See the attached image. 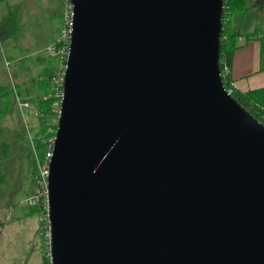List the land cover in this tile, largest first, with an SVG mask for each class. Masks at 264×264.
<instances>
[{"label": "water", "instance_id": "obj_1", "mask_svg": "<svg viewBox=\"0 0 264 264\" xmlns=\"http://www.w3.org/2000/svg\"><path fill=\"white\" fill-rule=\"evenodd\" d=\"M53 264H264V124L226 88L224 0H69Z\"/></svg>", "mask_w": 264, "mask_h": 264}, {"label": "rangeland", "instance_id": "obj_2", "mask_svg": "<svg viewBox=\"0 0 264 264\" xmlns=\"http://www.w3.org/2000/svg\"><path fill=\"white\" fill-rule=\"evenodd\" d=\"M68 3L0 0V85L10 86L0 97V264H40L45 258L43 210L25 215L30 207L22 204L33 187V137L42 124L32 110L19 107L16 95L30 100L44 95L38 80L51 57L48 47L61 34ZM3 142L10 143L6 157L1 156Z\"/></svg>", "mask_w": 264, "mask_h": 264}, {"label": "trees", "instance_id": "obj_3", "mask_svg": "<svg viewBox=\"0 0 264 264\" xmlns=\"http://www.w3.org/2000/svg\"><path fill=\"white\" fill-rule=\"evenodd\" d=\"M225 1V8L223 14V32L221 38V50H220V63L221 67L223 68L224 64L227 65L229 68L233 61V56L235 50L241 45L240 43V32H234L231 27L230 23L233 16L236 13L243 12L248 7V0H224ZM254 34L248 33L246 34L247 38L253 37ZM56 63L55 57H50L48 59V64L44 70V76L38 80L40 88L43 90L44 94H48L51 91V84L50 79L52 75L55 73ZM227 80V82H226ZM231 76L229 75L227 79L223 80L224 84L227 86V83H230ZM10 86L0 85V97L4 96L7 93V90ZM21 92V90H20ZM232 95L243 105L247 110H249L254 116L260 118L261 120L264 119V86L250 88L248 90H240L234 89L232 91ZM54 101L52 96L46 97H39L37 98V105L38 107L43 110V116H40L41 119V130L37 133V136L33 137L34 147L37 152V156L42 158L45 154L46 150V142L45 137L48 134V121H50L55 115L51 108V104ZM39 117V116H38ZM57 126H55L56 128ZM10 151V143L3 142L1 144V156L6 157L8 156ZM35 168L33 171V176L37 170V159L34 160ZM30 207L26 210L25 215H31L35 212H39V209L43 210L44 213V235L47 241L46 232L48 229V219L45 217L46 208L44 203L34 204V205H26ZM45 241V242H46ZM46 262V260H45ZM44 262V263H45Z\"/></svg>", "mask_w": 264, "mask_h": 264}, {"label": "built area", "instance_id": "obj_4", "mask_svg": "<svg viewBox=\"0 0 264 264\" xmlns=\"http://www.w3.org/2000/svg\"><path fill=\"white\" fill-rule=\"evenodd\" d=\"M68 10L66 11L64 17V25L61 31L60 36L54 41L49 47L50 55L55 57L56 59V68L55 73L52 75L50 79L51 91L46 95L44 94L41 97L52 96L54 101L51 104V108L54 112V117L48 121V136L45 137L46 142V150L45 154L42 158L36 157L37 159V170L33 176V187L31 193L26 196L22 200V204L24 205H34L44 203L46 208V216H47V202H48V175L50 169V160L53 155V147L55 143V134L58 123V116L60 112V106L63 99V83L64 76L67 67V61L69 57L70 51V42H71V32H72V5L68 0ZM221 75L223 80L227 79L230 75V68L224 64L223 68L221 67ZM227 82V80H226ZM226 86V85H225ZM227 90L232 93L235 89L234 82L230 80V83H227ZM16 100L18 102L19 107L22 110H32L36 116H43V110H41L37 105V99L30 100L28 98H23L20 95H16ZM264 119V116H262ZM257 118V117H256ZM263 124V120L257 118ZM48 219V216H47ZM46 249H45V258L46 262L44 264H53L52 263V255L50 251V242H49V223L48 229L46 232Z\"/></svg>", "mask_w": 264, "mask_h": 264}, {"label": "crops", "instance_id": "obj_5", "mask_svg": "<svg viewBox=\"0 0 264 264\" xmlns=\"http://www.w3.org/2000/svg\"><path fill=\"white\" fill-rule=\"evenodd\" d=\"M230 27L242 33L241 45L235 50L230 66L235 89L264 86V0H248V7L233 16ZM248 33L254 34L253 37L247 38Z\"/></svg>", "mask_w": 264, "mask_h": 264}]
</instances>
